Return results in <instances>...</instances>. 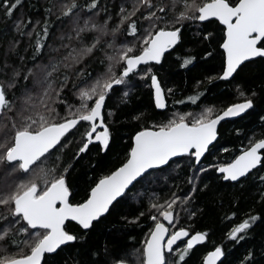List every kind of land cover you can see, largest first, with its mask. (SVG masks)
Returning <instances> with one entry per match:
<instances>
[{
    "label": "snow or ice",
    "instance_id": "6c2138e0",
    "mask_svg": "<svg viewBox=\"0 0 264 264\" xmlns=\"http://www.w3.org/2000/svg\"><path fill=\"white\" fill-rule=\"evenodd\" d=\"M20 5L22 0H0V13L12 20V36L0 49V176L19 174L29 178L10 179L6 187H0V264H62L54 258L63 248L85 240L84 235L69 230L66 221L78 222L82 232L90 231L110 212L114 202L124 199L132 188L148 178L149 170L168 164L178 154H190L195 161L193 168L205 172L206 168L199 166L200 160L217 137V124L225 117L244 113L254 101L248 93L241 92L244 97L241 102L217 113L208 107L190 122L186 119L190 114H183L142 128L135 133L125 160L101 176L80 202L71 200L72 189L66 178L70 166H63L58 172L56 165L47 167L52 153L66 146L63 144L66 134L86 122L76 155L84 153L93 141L108 149L112 134L105 121L106 100L114 86L125 84L130 74L134 76L138 71L154 86L155 105L165 108V93H171V89L162 87L151 68L141 70L140 65L160 62L166 50L182 41L183 30L189 25L207 23L211 18L222 22L225 32L222 48L226 53L222 78L233 77L250 58L264 59V0H131L130 7L120 6L118 19L112 26V16L101 0H45L42 17L25 18L21 13L13 19ZM101 13L104 19L97 22ZM65 27L66 31L61 30ZM85 33L94 35L86 40ZM120 33L125 40L129 36L135 39L139 33L140 46L117 43ZM200 35L207 38L212 34L202 31ZM29 49L31 55L22 54ZM96 51L104 53L103 72L93 76L84 67L77 68ZM193 59L183 57L182 66ZM70 82L79 103L69 104L61 99ZM58 103L66 105L63 115ZM111 112L107 109L108 115ZM258 165L264 166V138L250 141L231 163L219 165L218 170L225 180L239 181ZM261 179L264 181V177ZM188 181L191 190L186 196L173 194L165 201V210L151 217L154 227L144 241L140 264H186L194 245L206 240V232L197 231L189 237L184 227L169 233L163 222L174 220L172 206L177 201L183 203L194 198L199 176L194 173ZM257 219L258 214L244 218L228 235L242 240ZM23 236L28 238L22 239ZM185 237L188 238L182 247H174ZM10 246L17 250L10 251ZM224 255L222 246H214L203 257L202 264L218 261L222 264ZM253 259L254 253L249 250L240 264H252ZM74 264H129V261L120 252L104 246L89 249L86 257L74 258Z\"/></svg>",
    "mask_w": 264,
    "mask_h": 264
},
{
    "label": "trees",
    "instance_id": "16d2710c",
    "mask_svg": "<svg viewBox=\"0 0 264 264\" xmlns=\"http://www.w3.org/2000/svg\"><path fill=\"white\" fill-rule=\"evenodd\" d=\"M44 4L45 0H22V5L14 11L13 19L21 13L25 18H40ZM101 4L111 14L112 26L118 19L120 6L123 4L124 7H130L131 0H101ZM103 19L104 14L101 13L97 22ZM61 30L66 31L67 28ZM202 31L212 35L203 38L200 35ZM92 35L94 33L84 34L86 40H90ZM11 36L12 20L5 19L0 13V49ZM139 36L138 33L135 39L129 36L125 40L123 33H120L117 43L132 42L139 47ZM224 36V27L216 20L197 22L186 27L182 41L163 56L160 64L149 63L140 67L141 70L151 68L162 87L171 89V93L166 91V110L156 108L150 79L142 75V71L134 76L130 74L125 84L114 86L106 100L105 121L112 134L109 148L102 149L99 143H92L84 153L77 156L76 151L87 128V123L82 122L66 135L63 140L66 146L57 149L49 157V168L56 165L57 172L63 166H70L66 178L72 189L71 200L80 202L101 176L108 174L125 160L137 131L165 123L177 115L190 114L186 116L190 122L208 107H212L214 113H217L230 104L242 101L244 97L240 95L241 92L248 93L254 101L251 109L243 116L221 124L217 141L199 165L205 167L206 171L200 173L193 168L195 161L190 154L177 157L164 167L150 170L148 178L132 188L124 199L114 203L110 212L90 231L82 232L79 225L68 222V229L84 235L85 240L67 245L54 259L62 264H74V258L86 257L89 249L98 250L107 246L125 256L129 264H140L144 241L154 227L151 217L159 216L165 210V201H169L173 194L186 196L191 190L188 178L195 173L199 176V182L194 198L183 203L177 201L172 206L174 220L168 224L170 233L173 229L184 227L189 234L197 231L207 234L205 243L190 250L186 264H202L203 257L214 246L223 247L225 256L221 260L222 264H240L249 250L254 253L252 264H264V181L261 179L264 177V166L238 182L224 181L216 172L219 165L228 164L235 159L250 141L264 138V119H261L264 118V59L246 62L230 80L216 78L221 76L225 63V54L221 48ZM24 47L25 44L22 43L21 48ZM100 47L103 48V43ZM22 54L31 55V49ZM187 56L195 59L187 66H182L183 57ZM103 60L104 53L96 51L93 55L86 56L77 68L84 67L95 76L105 70ZM209 77L213 79L209 80ZM76 83L79 84V81ZM74 92L70 82L61 99L67 100L69 104L79 103ZM189 96L197 98L189 100ZM57 108L63 115L66 105L58 103ZM107 109L112 110L111 115L107 114ZM208 165L214 167L209 168ZM23 177L19 174L16 177L0 176V187H6L10 179ZM205 184L207 188L203 187ZM153 204L160 207L153 208ZM254 214H258V219L252 223L242 240L228 235L236 224ZM133 217L139 219L133 220ZM161 219L163 220L162 217ZM183 243L178 246L182 247ZM16 250L15 246H10V251Z\"/></svg>",
    "mask_w": 264,
    "mask_h": 264
},
{
    "label": "water",
    "instance_id": "95a60500",
    "mask_svg": "<svg viewBox=\"0 0 264 264\" xmlns=\"http://www.w3.org/2000/svg\"><path fill=\"white\" fill-rule=\"evenodd\" d=\"M211 20H216V21H218L216 18H211ZM219 22V21H218ZM200 23H202V22H200ZM222 26H223V24H222V22H219ZM224 27V26H223ZM223 44V43H222ZM175 47V46H174ZM173 47V48H174ZM172 48V49H173ZM221 48H222V46H221ZM172 49H168V50H166L165 51V53H164V55L166 54V53H168L169 51H171ZM222 50L224 51V49L222 48ZM224 54H225V58H226V53H225V51H224ZM163 58V57H162ZM258 58V57H257ZM257 58H250L248 61H245V62H243V64H245L246 62H249V61H252V60H255V59H257ZM161 61H162V59H161ZM161 61L160 62H148L147 64H149V63H153V64H160L161 63ZM242 64V65H243ZM142 65H144V63H142L141 65H140V67L142 66ZM234 75H235V73H234ZM233 75V76H234ZM232 77H229V78H222L221 76H220V79H222V80H230ZM151 88H152V92H153V100H154V92H155V89H154V86H152L151 85ZM165 95H166V93H165ZM166 100H167V98H166ZM241 102V101H240ZM238 103V102H237ZM154 104H155V102H154ZM156 106V105H155ZM156 108L158 109V110H161V111H164V110H166V108H167V104H166V107L165 108H158L157 106H156ZM251 109V108H250ZM250 109H247L244 113H240V114H238V115H236V116H232V117H225V118H223L218 124H217V137H216V139L214 140V141H212L211 142V144L209 145V149L211 148V146H213L214 144H215V142L217 141V138H218V131H219V128H220V126H221V124L223 123V122H225V121H228V120H234V119H236V118H238V117H241V116H243L246 112H248ZM78 126V125H77ZM76 126V127H77ZM75 127V128H76ZM74 128V129H75ZM74 129H71L70 131H69V133L72 131V130H74ZM68 134V133H67ZM66 134V135H67ZM92 143H99L100 144V142H98V141H93ZM91 143V144H92ZM90 144V145H91ZM89 145V146H90ZM102 146V145H101ZM208 149V150H209ZM208 152V151H207ZM206 152V153H207ZM206 153L204 154V156H202L201 157V160H200V163L203 161V159H204V157H205V155H206ZM183 155H187V154H178L176 157H172L171 159H170V161L169 162H171L173 159H175V158H177V157H181V156H183ZM168 162V163H169ZM231 163V162H230ZM167 165V164H166ZM166 165H162V166H159L158 168H161V167H164V166H166ZM260 167V165H258L257 167H256V169L257 168H259ZM157 168V169H158ZM218 168H219V166L216 168V172H217V174H219V175H221L222 177H223V174L218 170ZM256 169H254V170H256ZM254 170H250V173H252ZM150 171V170H149ZM249 175V174H248ZM247 175V176H248ZM241 179H243V177L242 178H240L239 179V181L241 180ZM223 180L224 181H231V182H238V181H232V180H225L224 178H223ZM119 199V198H118ZM115 203V202H114ZM106 215V214H105ZM68 222H73V223H75V224H77V225H79L78 224V222H76V221H72L71 219H69V221H66V224L68 223ZM165 223H166V225L168 226V224H170L171 223V221H165ZM81 227V226H80ZM169 228V227H168ZM169 233H170V231H169ZM194 234V233H193ZM192 234H189V237L191 236ZM188 237H185V238H182L181 239V241H177V243H176V245H174V247H177L180 243H182V242H186V239H187ZM206 240H207V238H206ZM206 240L205 241H203V242H200V243H198V244H196V245H194V247L195 246H197V245H200V244H203V243H205L206 242ZM193 247V248H194ZM211 250H213V249H211ZM211 250H209V251H211ZM225 256V255H224ZM224 256L223 257H221V260L224 258ZM220 261H218V263H219Z\"/></svg>",
    "mask_w": 264,
    "mask_h": 264
},
{
    "label": "rangeland",
    "instance_id": "374dc122",
    "mask_svg": "<svg viewBox=\"0 0 264 264\" xmlns=\"http://www.w3.org/2000/svg\"><path fill=\"white\" fill-rule=\"evenodd\" d=\"M49 166H50V164H49V162H48L47 167L49 168ZM27 178H29V177H23V179H27ZM26 237H27V236H26Z\"/></svg>",
    "mask_w": 264,
    "mask_h": 264
}]
</instances>
